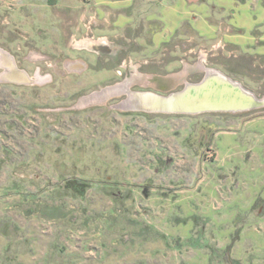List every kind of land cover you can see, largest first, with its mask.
Listing matches in <instances>:
<instances>
[{"label":"rangeland","instance_id":"rangeland-1","mask_svg":"<svg viewBox=\"0 0 264 264\" xmlns=\"http://www.w3.org/2000/svg\"><path fill=\"white\" fill-rule=\"evenodd\" d=\"M202 1L154 9L151 0H0V47H23L33 23L25 16L35 15L46 39L15 58L29 80L37 67L53 79L0 84V264H264V109L185 116L191 125H183V116L111 109L116 103L82 107L121 83L126 47L127 72L149 63L137 75L155 77L157 93L197 82L207 55L209 67L264 97V71L242 58L264 55V0ZM211 6L235 15L219 18ZM71 24L83 34L66 37ZM106 39L110 55L92 44L78 51ZM183 52L198 60L167 64ZM158 132L166 142L155 151Z\"/></svg>","mask_w":264,"mask_h":264},{"label":"water","instance_id":"water-1","mask_svg":"<svg viewBox=\"0 0 264 264\" xmlns=\"http://www.w3.org/2000/svg\"><path fill=\"white\" fill-rule=\"evenodd\" d=\"M203 70L204 76L201 80L185 82L181 90L169 94L133 92L130 90V83L125 81L105 87L85 98L82 107L104 104L110 98L126 96V99L113 108L122 112L176 116L240 115L264 109V97H258L240 82L219 70L213 68ZM22 79L29 80L26 74ZM160 90L165 92V89ZM96 97L100 98L94 101Z\"/></svg>","mask_w":264,"mask_h":264},{"label":"flooded vegetation","instance_id":"flooded-vegetation-1","mask_svg":"<svg viewBox=\"0 0 264 264\" xmlns=\"http://www.w3.org/2000/svg\"><path fill=\"white\" fill-rule=\"evenodd\" d=\"M151 1H152L151 6L154 9H161V8H167V7L168 8L169 7L172 8V7H179L180 6L179 3H176V0H175L176 4L174 3V4H171V5H170V3H172V2H170L168 0H151ZM185 1H187V0H185ZM236 1L238 2V4L247 2V0H236ZM86 2L88 3L89 9H90V7L94 8V7L90 6L89 1H83V3H86ZM203 2H204V0L201 3H203ZM197 3H200V2H197ZM46 5H47V7H51V6L48 5V3ZM235 5H237V4H235ZM0 7L3 8V6H0ZM11 7H13V5H11ZM211 8H212V12L211 13H213L216 10L215 9L216 7L215 6H211ZM92 12L93 11H90V13H92ZM214 13L215 14L218 13L217 15H218L219 18L220 17L221 18H225V16L227 18H230V17L235 15V11L234 10L231 13H225V9L223 7L220 8L218 12H214ZM210 17L213 18V15L210 14ZM79 18L80 17L74 18L76 20L72 21V23L73 24L74 23L75 24H79ZM25 19L28 20V21H30V19H31V21L33 22L31 24L29 23V25H28V27H29L28 29H30V32H29L30 35L26 34V36L22 35V37H21L25 41V45L23 47L18 46L16 48H14V50H10L7 47H0V70L3 72V74L0 76V84H2V85H11V86L13 85V86H19V87L22 86V87H39L40 88V87H43L45 85L53 83V79L52 78L48 79L47 76L45 78H42L41 77L42 76L41 75L42 69H41V67H37L35 69V71H34V75H33L34 79L24 81L22 79V76L24 74H26L28 76V73L25 70L20 69V67L17 64L15 56H16V54L19 53V51H22V50L25 51L28 48H30L29 45H28V43H30L29 41L35 43L36 41H38L40 39H46V38H44V36L47 35V34H46L45 30H42L40 27L36 26L37 24L35 25L37 19H39L35 15H30L29 14L28 16H25ZM186 19L190 20L192 22H196L198 20L196 16L186 17ZM73 24L70 25L71 26L70 28H68V27L66 28L68 30V32H69V33L67 32L68 36H66V37L75 38V37H78V36L83 34V32L80 29H77V27L75 25H73ZM92 26L89 27V29H88V34H87L88 36H90V34H92L93 31H94ZM4 27L5 28L12 27L11 22L9 20H5ZM16 30H18V29L16 27H13L10 30V32L15 33ZM56 30H58V28ZM231 32L233 34V31H231ZM235 32L237 34H241L242 30L235 29ZM61 33H63V32H61ZM7 42H9L10 44L12 43V42L9 41V39L7 40ZM77 44H79V43H77ZM91 44L94 46L93 48H95L97 51H102L103 50L106 53H108V55L111 54L112 46H111V42L108 39L100 41L99 43H93L91 41H85L84 44L82 46H80V49L78 51L82 50L83 52L90 53V52H88L85 49L84 50L81 49V47L82 48L90 47ZM32 45H33V47H36V45H34L33 43H32ZM130 49H131V47H126L121 52V55L124 54V53H126V55L120 60V62H121L120 63L121 64L120 67L121 68L117 72V75H119L120 76L119 78L122 80L120 82L123 83V82L127 81L128 83H130V85H131L130 86V90L133 91V92H155V90L153 88H150L149 86L151 84H153V82H156L157 83L156 85H158L159 83L157 82L156 79H152V78H149V77H147V78L146 77L145 78L142 77L141 78V77H139V75H137V73H139V71L142 72L144 70V67L148 69V67L151 66V65H149V63H142L141 65H137V67H136V69L134 71V74H129L127 72L129 70V68L132 67L131 66L132 64H130V65L128 64V61H129L128 52H132V50H130ZM91 53L96 54V52H91ZM117 53H118V50L115 51V54H117ZM184 54H185V55H183L184 58L178 59V60H173V61L171 60L167 64L170 65L172 63L178 62L180 64V67H181L184 62L185 63L192 62V60H194V58L196 60H198V57L196 58V57L192 56L191 52H189L188 54H186V53H184ZM243 57L244 58L246 57V58L254 59L253 64H251L252 68H254L256 70L259 67L260 68L259 72L264 71V65H263L264 64V60L262 61V58H264V55L263 56H258V57H253V56H251L249 54H246V55H242V58ZM233 58L235 59V64H236V60H238L240 58V56L239 55H235V57H233ZM258 58L261 59V60H258ZM41 60L44 61V58H41ZM258 61H260V64L256 65V63ZM208 63L209 62H208L207 55L200 56V63L197 65V68H195L196 71L194 72V76L197 77L196 81L201 80L202 77L204 76V70L203 69L211 68V67H209L210 65ZM75 65H78V64H75ZM169 65H166V68H168ZM247 65H248L247 62L243 63V64L242 63H239V64L237 63V67L234 69V74L241 76L243 73L241 72L240 68L245 70V67H248ZM66 67L68 68L67 65H66ZM49 68H51L52 72H54V73L56 72L57 73L56 66L50 65ZM166 68H165V70H166ZM68 69L69 70H76L77 67L69 66ZM122 71L125 73V75L122 73ZM130 72H132V71L130 70ZM253 75H255V74H253ZM233 79L238 81V82H240L244 87H247V85H245L244 81L238 80L236 78H233ZM249 81L253 82V84L256 83L255 80H254L255 82L251 81V80H249ZM114 85H116V83H114ZM124 99H126V96L114 97V98H110L109 100H106L104 102V104H107V105L108 104H112V103L118 104L119 102L123 101ZM115 105L110 106V108L113 109V107ZM132 113L150 115V114H147V113H140V112H132ZM68 185L69 186H73V188L77 189V190L78 189L83 190L84 188H86L85 184L80 183L79 181H73L72 183H69Z\"/></svg>","mask_w":264,"mask_h":264},{"label":"crops","instance_id":"crops-1","mask_svg":"<svg viewBox=\"0 0 264 264\" xmlns=\"http://www.w3.org/2000/svg\"><path fill=\"white\" fill-rule=\"evenodd\" d=\"M181 119L180 120H182V121H180V122H182V124L183 125H185V124H188V125H191V121H188L189 119L188 118H191V117H185V116H183V117H180ZM189 122V123H188ZM180 132H182V130L180 131ZM160 133L161 132H158V133H156L155 134V151H157L158 150V148H160V147H163V145L161 146L160 145V139H163V140H165V138H164V134L163 133H165V132H162V134L163 135H160ZM166 134H168V133H166ZM168 136V135H167ZM182 136V135H181ZM183 137V136H182ZM173 140V139H172ZM174 140H175V137H174ZM165 142H166V140H165ZM176 142V141H175ZM168 144V143H167ZM183 144V143H182ZM165 145H166V143H165ZM158 147V148H157ZM165 147V146H164ZM184 151H186V150H188V149H183Z\"/></svg>","mask_w":264,"mask_h":264},{"label":"bare ground","instance_id":"bare-ground-1","mask_svg":"<svg viewBox=\"0 0 264 264\" xmlns=\"http://www.w3.org/2000/svg\"><path fill=\"white\" fill-rule=\"evenodd\" d=\"M102 97V96H101ZM100 97H96L94 101H97Z\"/></svg>","mask_w":264,"mask_h":264}]
</instances>
